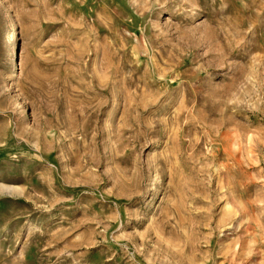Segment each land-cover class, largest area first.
Wrapping results in <instances>:
<instances>
[{"label":"rangeland","instance_id":"rangeland-1","mask_svg":"<svg viewBox=\"0 0 264 264\" xmlns=\"http://www.w3.org/2000/svg\"><path fill=\"white\" fill-rule=\"evenodd\" d=\"M0 264H264V0H0Z\"/></svg>","mask_w":264,"mask_h":264},{"label":"bare ground","instance_id":"bare-ground-1","mask_svg":"<svg viewBox=\"0 0 264 264\" xmlns=\"http://www.w3.org/2000/svg\"><path fill=\"white\" fill-rule=\"evenodd\" d=\"M15 37V36H14Z\"/></svg>","mask_w":264,"mask_h":264}]
</instances>
